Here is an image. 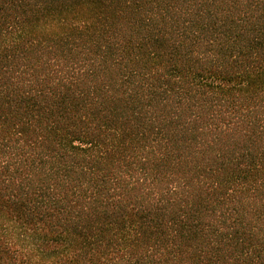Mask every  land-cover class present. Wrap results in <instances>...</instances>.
Returning <instances> with one entry per match:
<instances>
[{
    "label": "trees",
    "instance_id": "trees-1",
    "mask_svg": "<svg viewBox=\"0 0 264 264\" xmlns=\"http://www.w3.org/2000/svg\"><path fill=\"white\" fill-rule=\"evenodd\" d=\"M0 264H264V0H0Z\"/></svg>",
    "mask_w": 264,
    "mask_h": 264
}]
</instances>
